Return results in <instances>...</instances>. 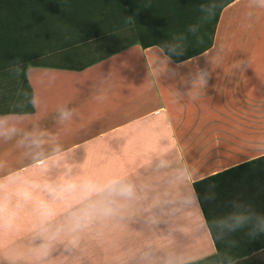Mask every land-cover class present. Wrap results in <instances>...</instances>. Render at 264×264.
<instances>
[{"label":"crops","instance_id":"obj_1","mask_svg":"<svg viewBox=\"0 0 264 264\" xmlns=\"http://www.w3.org/2000/svg\"><path fill=\"white\" fill-rule=\"evenodd\" d=\"M98 51L30 66L35 111L0 115V264L216 255L194 183L264 156V0L225 7L212 47L182 62Z\"/></svg>","mask_w":264,"mask_h":264},{"label":"trees","instance_id":"obj_2","mask_svg":"<svg viewBox=\"0 0 264 264\" xmlns=\"http://www.w3.org/2000/svg\"><path fill=\"white\" fill-rule=\"evenodd\" d=\"M234 1L35 0L29 7L34 0H0V76L12 63L19 66L31 55L34 60L23 72L10 71L15 89L0 105H12L0 115L35 111L26 71L45 65L37 63L38 46L52 48L56 38L61 46L47 55L71 61L104 48L112 55L134 45L159 46L178 63L212 47L221 13ZM33 19L34 31L28 24ZM24 46L32 47L31 54ZM194 189L217 254L193 264H264V156L197 181Z\"/></svg>","mask_w":264,"mask_h":264},{"label":"rangeland","instance_id":"obj_3","mask_svg":"<svg viewBox=\"0 0 264 264\" xmlns=\"http://www.w3.org/2000/svg\"><path fill=\"white\" fill-rule=\"evenodd\" d=\"M12 2L13 3H15V0H12ZM13 3H11L10 4V7H14V4ZM34 5L32 6V4H31V6H30V4H29V7H34L35 6V0H34ZM30 9H32L33 10V12L35 13V11H36V8H30ZM28 24L30 25L31 24V28H32V30L34 31L35 30V20L33 19V20H31V21H29L28 22ZM33 31H31L32 33H33V35H35V32H33ZM39 38V37H38ZM34 37H33V42L29 39V42H30V45L32 46L33 44H35V41H34ZM55 41H53L52 43H53V47L51 48H47L45 51H44V49H41V46H38L37 48H38V56H37V63L38 64H71V65H77V66H81V65H83V64H85V63H87V62H89L90 60H92V59H96V58H99V57H101V55H102V53L100 52V51H98V52H96V53H94L93 55H91V56H82V57H79V58H75L74 59V61H71V60H65V59H59V58H56V57H50V56H48L47 54L51 51V50H56V48H58L59 46H61V43L59 44L58 42H56V41H58V40H56V38L54 39ZM39 41V40H38ZM42 41V40H41ZM40 41V42H41ZM44 41H47V42H49V39L48 38H45L44 39ZM127 41H125V43H126ZM39 44V43H38ZM77 44V43H76ZM36 45V44H35ZM40 45V44H39ZM33 47V46H32ZM32 47H30V46H24L23 48L26 50L25 52H28V53H30L31 52V50H32ZM20 49H21V46L20 47H18V50L20 51ZM31 54V53H30ZM31 57H32V55H31ZM31 57L30 58H27L28 60H25V63H23V64H19V66H15L18 70H19V72L21 71V72H23L24 70H25V68L28 66V65H30V64H32L33 62H34V60H31ZM50 57V58H49ZM26 59V58H25ZM14 63H12L11 65H9V71L7 70V73H4V76H0V101H6L7 99H10V98H12V91H13V89H15L14 88V86H15V83L13 82V77H12V75H11V73H10V71H12L13 69H15V67H14V65H13ZM7 104H6V106H8V104L11 106L12 104V102H10V101H8V102H6ZM5 106V107H6ZM4 106L2 107V104L0 105V110H3L4 108H5ZM20 126L19 125H16V124H13V125H11L10 126V130L11 131H14V132H22L23 131V127H21L19 130H18V128H19Z\"/></svg>","mask_w":264,"mask_h":264},{"label":"clouds","instance_id":"obj_4","mask_svg":"<svg viewBox=\"0 0 264 264\" xmlns=\"http://www.w3.org/2000/svg\"><path fill=\"white\" fill-rule=\"evenodd\" d=\"M65 115H70V113H65Z\"/></svg>","mask_w":264,"mask_h":264}]
</instances>
